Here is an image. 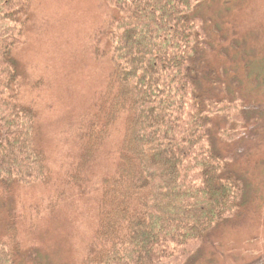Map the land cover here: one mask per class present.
Listing matches in <instances>:
<instances>
[{
	"label": "trees",
	"instance_id": "16d2710c",
	"mask_svg": "<svg viewBox=\"0 0 264 264\" xmlns=\"http://www.w3.org/2000/svg\"><path fill=\"white\" fill-rule=\"evenodd\" d=\"M196 1L109 0L97 32L104 47L93 52L108 56L112 69L80 137V165L103 148L112 127L121 122L122 128L114 170L100 183L85 264H168L241 206L242 187L226 174L213 141L219 131L212 137L210 127L219 115L237 122L242 113L232 92L229 100L199 88L191 64ZM32 2L0 0L2 192L48 180L45 155L35 143V112L17 100L14 52L24 43V28L7 26L16 12L25 27ZM11 240L14 247L0 244V264H15L14 231Z\"/></svg>",
	"mask_w": 264,
	"mask_h": 264
},
{
	"label": "rangeland",
	"instance_id": "374dc122",
	"mask_svg": "<svg viewBox=\"0 0 264 264\" xmlns=\"http://www.w3.org/2000/svg\"><path fill=\"white\" fill-rule=\"evenodd\" d=\"M109 10V0H33L25 27L22 13L7 22L11 31L24 28L14 52L17 100L35 112V143L48 171L46 183L0 188V244L14 247V231L15 264H85L89 254L100 183L114 170L122 128L112 127L103 148L80 165V137L112 69L108 56L93 52L104 47L97 32ZM194 14L199 88L215 98L232 92L241 109L237 122L219 115L210 129L212 137L219 131L213 141L226 174L240 182L242 201L168 264H264V0H197Z\"/></svg>",
	"mask_w": 264,
	"mask_h": 264
}]
</instances>
